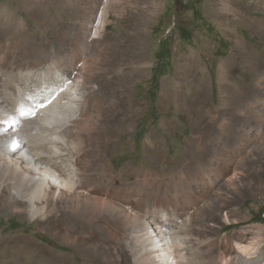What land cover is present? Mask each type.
Returning <instances> with one entry per match:
<instances>
[{"label": "bare ground", "instance_id": "obj_1", "mask_svg": "<svg viewBox=\"0 0 264 264\" xmlns=\"http://www.w3.org/2000/svg\"><path fill=\"white\" fill-rule=\"evenodd\" d=\"M26 1L44 23L60 14L58 6L54 13L46 10L45 0ZM220 2L211 4L220 24L226 13L264 32L255 16L234 3ZM59 4L71 9L69 0ZM130 4L131 0H83L75 31L70 36L65 30L61 45L46 55L32 53L27 36L17 38L27 29L23 19L12 22L0 11V204L36 220L39 228L47 225V218L49 224L60 215L70 225L86 224L85 237L99 239L92 242L97 264H264V229L249 226L230 236L217 235L215 230L223 225L214 230L208 223L212 217L227 223L246 219L230 207L233 194L228 192L255 194L254 177L244 184L241 169L264 153V58L238 36L233 40L236 58H242L254 86L247 93L236 84L232 56L221 60L217 71L221 107L210 103L207 113L211 121L218 108H227L228 114L217 123L219 134L208 162L192 168L193 132L182 152V159L186 152L189 162L162 175L168 182L161 185L157 180L162 176L135 168L133 179L116 185L107 153L118 147L119 128L130 130L133 117L144 109V103L129 93L130 78H141L150 63L143 34H126L131 45L103 44L101 38L111 12L135 18ZM156 5L157 0L146 11L151 17L158 11ZM143 11L138 9L139 14ZM135 20L133 27L144 23L141 16ZM175 69L180 76L177 87L184 79L193 87L191 95H180L181 105L192 109L212 99L211 79L196 50L177 60ZM160 96L159 106L164 108L167 91ZM39 106L43 108L37 113ZM21 109L29 114L21 116ZM43 112L48 114L45 122ZM237 114L245 117L243 128H234ZM161 124L169 129L173 121ZM8 127L21 133L12 153L1 146V132ZM146 145L152 156L159 157L158 164L176 162L158 149V143L151 140ZM196 151L204 159L206 152ZM129 207L140 214H132ZM140 229L146 234L140 235ZM89 262L93 259L86 258L85 264Z\"/></svg>", "mask_w": 264, "mask_h": 264}, {"label": "rangeland", "instance_id": "obj_2", "mask_svg": "<svg viewBox=\"0 0 264 264\" xmlns=\"http://www.w3.org/2000/svg\"><path fill=\"white\" fill-rule=\"evenodd\" d=\"M45 1L47 2L46 10L52 9L54 13L58 6L60 14L54 16L50 22L46 20L44 23V19L26 0H0V11L4 10L9 20L16 22L23 19L25 23L27 29L17 38L27 36V45H32V53L40 55L49 54L57 45H61L65 30L67 34L72 35L75 31L74 22L83 2V0H69L71 9H61L59 3L66 0ZM154 1L131 0L132 8L129 7V10H135L132 12L135 18L141 16L144 20V23L137 27H133L135 18L129 20L128 17L122 15L118 17L111 12L105 33L101 38L103 44L118 45L120 42L119 45H125L131 42L126 39V34L130 37L143 34L144 50L150 63L146 74L141 78H130L129 93L135 101L144 103V109L133 117L130 130L124 125L119 128L121 135L117 139L118 147L107 153L109 166L117 178L116 185L129 181V178L133 179L132 170L135 171V168L149 169L160 176L171 168L176 172L189 162L186 152L185 159H182V152L185 142L189 140L193 132L192 140L194 139L195 146L194 151L192 150V168L199 162L207 163V158H211L212 148L219 134L217 123L228 114L227 108H218V112H212L216 118L211 121L207 113L210 103L220 106L217 71L221 60L233 57L231 59L234 62H231L234 63V68L231 70V75L236 84L248 90L247 93H249L254 86L252 85L253 77L244 69L242 58H236L234 38L238 36L243 39L247 46L260 52V57L264 58V32L251 29L236 17L228 16L226 13H224L226 17L222 21L224 24L222 26L211 5H219L220 0H157L155 8L158 11L154 17H151L146 11L154 4ZM225 1L236 4L244 13L255 16L258 22L264 24V0ZM142 7L144 11L139 14L138 9ZM5 33L9 35V32ZM192 49L198 52L199 58L206 65V74L211 79L212 99L191 109L181 105L179 100L180 95L184 93L191 95L192 83L184 79L180 82L181 88L177 87V79L180 76L175 69V62L187 56ZM262 61L264 62L263 59ZM157 65L158 67L154 70ZM153 75L156 80L152 82ZM162 90H166L168 96V102L164 108L159 106ZM149 92L154 93L153 102L149 98ZM244 118L237 114L234 119V128H243L242 119ZM163 120L173 121L172 128H164L161 124ZM230 137L232 135L228 138ZM151 140L159 144L158 149L169 156L170 160L176 162L172 164L162 160V163L158 164L159 157L152 156L147 149L146 142ZM197 148H202V151L206 152L204 159L201 158L202 155L197 154ZM262 155L256 159V162H246L241 169L244 184H249L248 179L254 177L252 186L256 188L255 194L250 193L251 190H244L241 194L228 192L229 195L233 194L231 196L233 198H229L230 207L237 209L238 215L246 216V219L227 223L219 222L213 217L209 218L208 223L214 230L219 224L223 225L219 230H215L217 235L226 233L230 236L235 231L249 226L258 225L264 229V155ZM246 157L250 158L248 155ZM146 158H149L148 163ZM247 158L244 161L248 160ZM119 173L121 175L118 178ZM157 181L162 185L168 182V179L162 176ZM234 184L239 183L234 182L232 185ZM220 187L229 188L228 185H220ZM134 209L136 208L129 207L128 211L132 214L137 213ZM48 220L50 218L45 220L47 225L39 228L36 220L29 219L25 214L13 211L10 207L4 209L0 204V264H85L86 258L93 259V262L88 264L99 263L97 256L94 257L96 246L92 243L98 242L99 239L85 237L88 234V230L84 228L86 224L70 225L69 222L66 223L64 215L54 217L49 224ZM140 233L145 235L146 230L140 229ZM118 237L114 236V239L119 241ZM103 238L107 239L105 236ZM106 261L108 262V258Z\"/></svg>", "mask_w": 264, "mask_h": 264}, {"label": "snow or ice", "instance_id": "obj_3", "mask_svg": "<svg viewBox=\"0 0 264 264\" xmlns=\"http://www.w3.org/2000/svg\"><path fill=\"white\" fill-rule=\"evenodd\" d=\"M29 113H27L26 111H24L23 109L20 110V115L21 116H27ZM19 145L18 144H15L13 143V150H15Z\"/></svg>", "mask_w": 264, "mask_h": 264}, {"label": "trees", "instance_id": "obj_4", "mask_svg": "<svg viewBox=\"0 0 264 264\" xmlns=\"http://www.w3.org/2000/svg\"><path fill=\"white\" fill-rule=\"evenodd\" d=\"M158 67V65L154 68V70ZM155 75L152 76V82L155 81ZM149 98L151 99V101L153 102V98H154V93L153 92H149ZM136 139V138H135ZM137 144V142H136Z\"/></svg>", "mask_w": 264, "mask_h": 264}]
</instances>
